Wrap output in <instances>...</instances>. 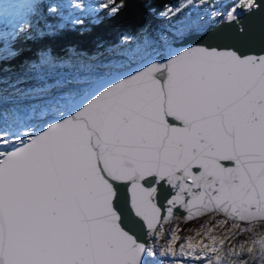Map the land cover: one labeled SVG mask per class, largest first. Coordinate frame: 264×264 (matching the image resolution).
<instances>
[{"label": "snow or ice", "instance_id": "6c2138e0", "mask_svg": "<svg viewBox=\"0 0 264 264\" xmlns=\"http://www.w3.org/2000/svg\"><path fill=\"white\" fill-rule=\"evenodd\" d=\"M192 2L166 5L161 15ZM100 6L111 16L124 3ZM254 6V0H236L227 19L237 21L238 12ZM245 31L238 27L241 38ZM161 57L84 99L80 92L62 93L57 103L74 105L63 118L44 117L46 127L0 152V264H143L145 244L114 206L116 182L131 185V210L148 229L161 219L157 188L145 186L149 178L177 190L167 204L181 205L186 219L219 211L264 221V55L195 46L169 50L167 57L161 51ZM187 248L181 247L184 255L200 248L214 254L215 264L227 260L217 247L191 239ZM256 248L264 264V232L246 250Z\"/></svg>", "mask_w": 264, "mask_h": 264}, {"label": "rangeland", "instance_id": "374dc122", "mask_svg": "<svg viewBox=\"0 0 264 264\" xmlns=\"http://www.w3.org/2000/svg\"><path fill=\"white\" fill-rule=\"evenodd\" d=\"M9 1L0 0V11H5L3 17H0V21L6 19L4 15L8 12L6 7ZM104 2L105 0H65L63 10L58 12L60 22L81 23L82 18L90 17L93 19L97 16L102 8L100 5ZM230 2H233L232 5H234L236 0H200V8L198 7V10L202 12L199 15H195L190 20L178 21L163 29L155 30L157 35L155 41L160 46H166L173 36L183 33L190 27L213 21L218 16L225 17L232 6H230ZM54 8L59 10L60 6L58 5ZM213 11L215 12L214 15ZM1 32L0 57L12 51L9 39L13 37L10 25L6 26ZM151 45L152 43L146 35H142L140 38L123 36L120 39L119 46L110 50L112 53H109V57L106 55L96 56L90 59L89 65L85 67L83 65H75L83 70L81 74L77 73L76 70H72L69 63L63 65L66 67L63 70L61 65H55L48 56L42 57L39 65L33 68V74L39 78L36 81L38 86L29 87L26 84H17L13 81L8 84L9 90L14 94V98L6 99L0 105V140L7 139L9 143H0V152H3L4 146L19 142L24 137H28L34 130L45 125V121H42V117L45 115L52 113V115H55L64 110L67 105L63 102L57 103L62 93L67 94L69 91L85 93V88L95 75L123 67L145 55L155 54L157 48ZM20 100L25 102L21 105L20 110L10 106L11 104L6 106V102L13 101L17 104L20 103ZM37 117L40 119H37ZM29 121H34V123L26 127L25 125ZM17 137L20 139L18 140ZM220 220H224L226 223L221 225L218 223ZM233 225H239V227L234 228ZM208 228L213 231L207 233ZM247 228H252L253 231H243V229ZM260 232H264V221L240 224L225 220L221 216L211 213L182 223L181 217L174 216L166 226H159L148 242L145 248L147 255L146 264H208L209 259L214 261L213 253L208 252L205 254L200 251V248H197L190 255H184L181 252V247L191 252L187 248L190 239L193 243L217 247L220 249L219 254L221 257H227V260L222 259L221 264H228L231 261V255H228L229 250H232L233 253L239 252L241 244H244L245 249H247L256 234ZM174 236L179 238L173 241ZM209 236H216L217 242L213 244ZM219 239H224L225 243L219 245ZM169 249H172L175 255ZM254 251L259 252L258 248L254 249Z\"/></svg>", "mask_w": 264, "mask_h": 264}, {"label": "trees", "instance_id": "16d2710c", "mask_svg": "<svg viewBox=\"0 0 264 264\" xmlns=\"http://www.w3.org/2000/svg\"><path fill=\"white\" fill-rule=\"evenodd\" d=\"M199 1L193 0L181 12L169 16L161 15L165 6L175 7L180 0H115L116 4L124 3V7L114 15L110 16L108 9L102 7L93 19L86 17L82 18L81 23H61L58 12L63 10L65 0H10L6 7L8 12L4 15L6 19L0 21V31L10 25L13 33V37L9 39L12 51L0 57V105L6 99L14 98L8 86L10 81L29 87L38 86L36 81L39 78L33 74V68L39 65L45 55L55 65H61L63 70L66 69L63 65L69 63L72 70L81 74L83 70L76 66L85 67L96 56L109 57V53H112L110 50L119 46L123 36L140 38L146 35L151 46L157 48L155 54L158 53L165 46H160L155 41V30L199 15L202 12L198 10ZM229 4L231 6L233 2ZM58 5L60 9L56 10L54 7ZM4 12L0 11V17H3ZM104 73L95 75L93 79ZM24 103L22 100L17 104L9 101L6 106L11 104L10 106L20 110ZM7 146L11 145L4 148ZM230 258L231 261H243L244 264L261 263L259 252L248 253L246 249L243 252L236 251Z\"/></svg>", "mask_w": 264, "mask_h": 264}, {"label": "water", "instance_id": "95a60500", "mask_svg": "<svg viewBox=\"0 0 264 264\" xmlns=\"http://www.w3.org/2000/svg\"><path fill=\"white\" fill-rule=\"evenodd\" d=\"M254 5L255 6L252 9L238 12L237 21L228 20L226 15L225 17L215 19L214 21L204 22L194 27H190L183 33L173 36L171 41L161 49L163 56L167 57L169 50L175 53L187 47L195 46H210L220 50L234 49L239 50L245 55H264V0H254ZM238 27H243L246 30L242 38L238 34ZM161 51L153 55H145L135 62H130L123 67L109 70L102 76L91 80L85 88V93L80 98L84 99L85 97L90 96L102 85L110 86L111 83L118 82V79L125 78L129 74H134L136 71L142 70L144 67H147L150 62H162ZM71 107H74V105H68L67 108L58 115L48 114L44 117H47L48 122H57L59 119L63 118L61 114L69 112ZM44 117H42V121H44ZM44 127H46V124L39 129H43ZM36 132L37 130L31 132L29 135ZM23 141L27 142V139ZM20 146V142H17L11 146L5 147L3 152L12 151ZM193 171H196V169L194 168ZM186 183L191 184V180H187ZM145 186H154L157 188L155 202L161 209V219L158 221L157 227L154 229H148L146 222H143L141 218L135 217L134 212L131 210L130 184L127 182H116L118 193L117 197L114 198V206L123 213L126 228L130 230L131 234H134L138 238V242L145 244V248L156 229L159 226H166L174 216L181 217V222L186 223L208 214L215 213L231 222H237L240 224L252 223L233 219L219 211L205 212L202 215H193L191 219H186L188 212L181 205L171 206L167 204V200L171 199L172 196L176 194V189H173L165 181L154 184L152 183V178H149ZM195 191L197 190L194 188L193 192ZM183 196L185 201L192 198L187 192H185ZM168 207L173 208L171 216L168 215ZM165 217H167V219H165ZM141 259L143 264H146V253L141 255Z\"/></svg>", "mask_w": 264, "mask_h": 264}, {"label": "bare ground", "instance_id": "6f19581e", "mask_svg": "<svg viewBox=\"0 0 264 264\" xmlns=\"http://www.w3.org/2000/svg\"><path fill=\"white\" fill-rule=\"evenodd\" d=\"M218 18H221V17H218ZM218 18H216V19H218ZM214 21V20H213ZM157 230V229H156Z\"/></svg>", "mask_w": 264, "mask_h": 264}, {"label": "clouds", "instance_id": "9594fccd", "mask_svg": "<svg viewBox=\"0 0 264 264\" xmlns=\"http://www.w3.org/2000/svg\"><path fill=\"white\" fill-rule=\"evenodd\" d=\"M167 45V44H166Z\"/></svg>", "mask_w": 264, "mask_h": 264}]
</instances>
